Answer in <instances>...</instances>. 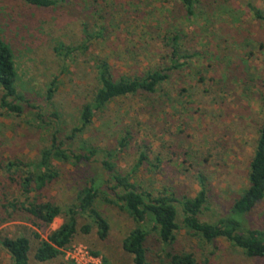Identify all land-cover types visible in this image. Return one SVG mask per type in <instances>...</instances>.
<instances>
[{"label": "rangeland", "instance_id": "obj_1", "mask_svg": "<svg viewBox=\"0 0 264 264\" xmlns=\"http://www.w3.org/2000/svg\"><path fill=\"white\" fill-rule=\"evenodd\" d=\"M252 7L264 10V0H196L197 13L189 18L177 0H57L48 8L0 0V39L12 51L15 86L25 99L20 115L0 107V241L27 237L28 264L70 262L78 250H87L102 264H132L121 242L134 228L133 219L120 203L99 200L94 207L109 225L106 239L98 238L88 215L79 214L77 231L61 255L34 259L38 241L33 232L45 238L64 216L41 230L7 203L26 198L20 181L37 173L39 152L49 146L56 129L64 147L77 149L84 141L100 153L88 164L53 160L46 170L54 176L32 191L30 199L38 196L65 212L77 204L91 170L98 171L102 151H112L115 169L154 195L194 197L197 177L203 176L207 199L200 219L211 223L228 215L247 187L263 116L264 24L254 18ZM175 34L179 50L193 54L183 68L171 72L153 94L111 101L83 132L68 138L80 106L98 86L99 60L108 62L114 78L142 76L162 64ZM51 112L58 114L57 120ZM36 113L45 123L35 119ZM123 137L127 142L120 147ZM141 155L146 159L137 166ZM234 217L247 229L264 230V197L248 213ZM84 224L91 226L88 233L80 230ZM145 246L149 262L164 256L154 236ZM170 249L193 252L200 264H264V257H247L225 240L206 244L182 227ZM10 263L0 243V264Z\"/></svg>", "mask_w": 264, "mask_h": 264}, {"label": "trees", "instance_id": "obj_2", "mask_svg": "<svg viewBox=\"0 0 264 264\" xmlns=\"http://www.w3.org/2000/svg\"><path fill=\"white\" fill-rule=\"evenodd\" d=\"M30 5L48 8L57 4V0H24ZM180 9L186 18L193 17L197 11L196 0H177ZM255 19L264 24V10L251 8ZM171 51L161 57L162 64L148 69L142 76L114 78L110 72L106 60H99L96 64V77L98 86L92 93L88 102L80 106L77 125L72 128L68 138L83 132L91 123L97 112L101 111L108 103L117 98L136 95L138 93L153 94L158 87L166 82L170 73L183 68L187 60L193 54L181 52L177 46L178 35L170 38ZM66 49L65 53H70ZM16 71L13 62V54L10 47L0 39V107L8 113L20 115L24 112V97L19 94L15 86ZM54 84V81L52 82ZM53 89L48 90V96ZM263 116L258 128L254 152L249 163L247 173V187L242 189L240 195L234 200L228 215L219 218L215 222H205L200 219L207 199L205 179L197 177L199 190L194 197L176 198L165 192L157 195L150 191L139 190L130 182L129 175L121 174L115 169L112 162V151H102L98 171L92 169L89 176V184L85 186L77 197V204L68 207L65 212L49 201H42L35 196L30 199L32 191L41 190L46 182L54 176L46 170L53 160L73 163H92L95 156L100 153L98 148L81 142L77 149L64 147L63 140L59 139L58 129L50 135V144L44 147L38 155L35 167L37 173L24 177L20 181V188L24 201L16 198L8 201L7 206L16 213H24L38 229L44 230L53 220L63 215V222L49 231L46 237L33 232V237L38 241L34 252L37 261L52 260L61 255V251L70 244L77 231V216L88 215L96 226L99 239L104 240L108 236L109 225L106 219L94 207L99 200L108 204L120 203V208L133 219L135 226L122 239V249L131 255L132 264H200L194 253L185 250H172V244L176 231L182 227L190 235L198 237L204 243L209 244L216 240H225L231 246L242 249L247 257H264V230L247 229L241 221L234 216L248 213L254 205L264 197V85L262 86ZM50 116L58 119L56 112ZM39 123H45L40 113L35 114ZM126 137L119 141V146L124 147ZM146 159L141 155L137 166ZM134 166V169L137 167ZM92 166H90L91 169ZM49 173V174H47ZM179 209H178V207ZM181 216L180 223L177 221ZM89 224H84L80 230L88 233ZM150 236H154L158 245L162 247L164 256L157 262H149L147 248L145 246ZM1 245L8 252L10 264H28L29 239L25 236H4ZM97 252H93L96 254ZM59 264H76L73 261H63Z\"/></svg>", "mask_w": 264, "mask_h": 264}, {"label": "built area", "instance_id": "obj_3", "mask_svg": "<svg viewBox=\"0 0 264 264\" xmlns=\"http://www.w3.org/2000/svg\"><path fill=\"white\" fill-rule=\"evenodd\" d=\"M75 256L72 260L76 264H102L99 257L89 254L87 250H78Z\"/></svg>", "mask_w": 264, "mask_h": 264}]
</instances>
